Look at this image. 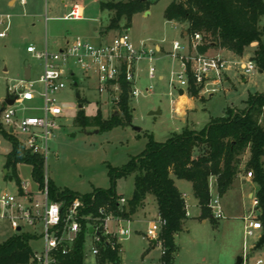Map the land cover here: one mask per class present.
<instances>
[{"label": "rangeland", "instance_id": "rangeland-1", "mask_svg": "<svg viewBox=\"0 0 264 264\" xmlns=\"http://www.w3.org/2000/svg\"><path fill=\"white\" fill-rule=\"evenodd\" d=\"M77 1L84 7L80 22L62 20L69 12L71 0H26L23 6L16 0L13 7L8 6V0H0V15L11 16L10 29L6 37L0 39V110L7 108L4 103L6 98H13L14 91L24 87L33 91L34 99L31 102L12 104L11 107L16 111V119L41 116L42 85L38 79L43 73V63L27 53L26 47L31 44L37 50H43L46 43L48 50L54 52L65 38L73 40L77 37L96 43L99 31L107 32L110 19L114 15L112 11H101L100 2L115 3L127 0ZM171 1L146 0V15L144 12L133 15L129 25L122 18L117 25L118 28L110 30L111 34L127 31L136 50L153 53L150 63L145 58L136 64V86L141 95L132 99L128 94L131 112L129 126L100 133L95 132L97 130L93 128L82 130L74 126L73 121L79 110L87 116H93L98 110L103 118L118 113L116 106L118 100L114 99V93L110 91L106 96L98 95L94 91L95 81H82L78 70L74 71L77 86L68 83L64 90L54 94L56 104L63 110L64 116L58 120L59 128L49 141V153L44 157L43 177L55 188L69 189L78 195L89 194L94 189H108L110 167L121 168L132 157L138 156L146 147L149 137L159 143L165 142L169 136L184 128H181L182 122L171 109V101L175 95H169L170 73L177 71L178 64L168 53L171 51L172 42L186 44V40L181 36V27L174 26L164 17V11ZM259 25L260 27L264 25V17L260 18ZM94 28L97 29L96 32L93 31ZM155 45L161 48L159 52L154 50ZM218 50L217 47L211 48L206 54L211 57L219 56ZM253 53V47L246 49L237 60L239 63L231 66L230 80L223 81L215 94L212 96L197 94L194 98L198 111L188 119L194 123L196 130L202 129L210 118L224 116L227 110L241 112L245 109V102L250 95L264 93V71L260 72L256 68L252 74L243 76L240 69L241 63L251 59ZM150 66L155 69L153 79L147 76ZM27 67L31 68V77L25 81L24 71ZM158 76L162 79H158ZM145 89H149V92L146 93ZM76 93L80 94L79 100L76 99ZM78 104L82 105L81 109H78ZM158 110V115L149 114ZM185 112L189 113L188 110ZM186 114L182 118H185ZM262 119L261 117L260 120ZM133 127L139 128L140 132L135 131ZM1 129L6 132L1 124L0 114ZM13 137L23 138L16 132ZM10 150V143L0 137V197L4 194L17 195L19 192L16 179L4 177V172L7 173L4 168L5 160ZM249 157L250 153L246 151L239 158V173L236 179L240 182H246L244 178H249L248 173H251L247 168ZM262 161L264 168V158ZM16 169L20 187L25 184L27 192L35 200H41L40 189L31 176V167L20 163ZM8 175H11L10 170ZM133 177L130 175L116 180L115 191L117 195L125 198L126 202L133 192ZM236 179L222 196H218L213 185L210 186L211 204L217 198L222 210V217L215 219V223L208 219L206 223L199 221L196 217L198 211L192 207L193 197L189 195L190 183L176 179L177 188L185 193L191 217L185 221L184 227L188 230L183 228L175 236L177 250L174 264H236L237 259L243 258V255L247 256V264H254L257 259H261L264 264V243L254 248L258 241L255 235L244 240L245 218L242 217L249 214L251 205L250 200L242 199ZM248 183L258 189L252 177ZM145 202V208L143 210L138 208L137 214L129 218L131 220L134 216L129 224L131 235L120 243V264L158 263L159 247L150 246V239L143 236L149 222L157 219L153 196L147 195ZM123 206L126 207L127 204L124 203ZM214 212L215 208L212 210V213ZM253 213L256 217L259 210ZM25 232L31 230L25 228ZM14 234L19 233L13 232L7 220L0 219V243ZM30 247L33 251H39L42 243L31 241Z\"/></svg>", "mask_w": 264, "mask_h": 264}, {"label": "trees", "instance_id": "trees-1", "mask_svg": "<svg viewBox=\"0 0 264 264\" xmlns=\"http://www.w3.org/2000/svg\"><path fill=\"white\" fill-rule=\"evenodd\" d=\"M100 9L114 12L107 28L110 31L118 28L122 18L129 25L133 15L147 11V2H100ZM164 17L166 21L185 24L188 38L195 33L200 34L202 41L197 46V52L201 54L217 47L241 57L247 48L256 43L251 59L260 72L264 71V25H259L260 18L264 17L263 0H172L164 11ZM128 91L129 86L121 82L116 104L117 114L103 118L98 110L93 116H87L79 110L73 121L74 126L82 130L93 128L99 133L129 126L131 112ZM198 92L199 88L191 82L189 97L195 98ZM245 105L241 112L227 110L224 116L211 118L200 130L184 127L180 132L169 136L165 142L159 143L149 137L146 147L138 156L132 157L121 168L108 169V189H94L89 194L78 195L69 189H57L48 182L49 197L66 204L75 198L81 199L85 204L81 210L83 215L96 216L98 210L102 209L105 214L129 219L144 204L147 195H152L158 216L165 220L159 233V240L165 251L160 260L163 264H173V254L177 250L175 236L182 231L187 219L183 195L174 185L173 178L191 184L192 195L200 208L198 219H208L215 223L210 208L209 181L211 178L215 179L218 196L225 194L239 173L240 156L249 151L247 168L258 187L257 219L264 232V93L250 95ZM0 137L11 145L4 165L7 170L5 179L15 178L21 192L16 166L20 163L27 164L31 167L33 181L42 190L43 157L23 149L11 134L2 129ZM130 175L134 176L133 192L126 202L127 206L119 208L118 201L123 197L115 191L116 180ZM84 224L63 264H84L87 237ZM36 239L29 232H21L0 243V264H28L32 254L30 242ZM104 258L120 264L117 249H106L103 252Z\"/></svg>", "mask_w": 264, "mask_h": 264}, {"label": "built area", "instance_id": "built-area-1", "mask_svg": "<svg viewBox=\"0 0 264 264\" xmlns=\"http://www.w3.org/2000/svg\"><path fill=\"white\" fill-rule=\"evenodd\" d=\"M24 5L23 0L19 1ZM83 5L77 0H72L69 12L62 18L65 21H78L83 18ZM11 26V16L0 15V39L6 37ZM202 37L195 33L187 37L186 44L178 41L172 42L171 51L168 53L173 61L178 64V69L170 73L169 88L170 96L176 98L188 96L191 82L199 88L198 94L212 96L225 80L229 71V61L222 57H211L206 53L197 52V46L201 44ZM26 52L43 63V73L38 82L42 85L40 96L43 100L41 116L16 119V111L6 105L1 111V124L8 134L14 136L18 133L23 136L15 138L23 149L31 154L46 157L49 153V141L53 139L54 132L59 128L58 120L63 118V110L56 104L54 94L64 90L68 83L75 86L76 76L74 71L81 73V80L95 81V93L106 96L112 92L114 99L120 95V83L125 82L129 86L128 94L133 99L141 95L136 86V64L142 59L152 61L153 53L136 50L131 43L127 31H121L109 42L91 43L81 38H75L66 42L63 48L56 52H50L45 44L43 50H37L33 45L26 47ZM157 52V51H156ZM242 75L252 74L257 68L252 59H247L240 65ZM149 79L155 76V69L150 66L147 71ZM158 79H161L160 77ZM151 90V88H150ZM146 93L149 89L144 90ZM182 91L180 94L179 92ZM12 98L14 103L31 102L34 93L29 88L15 90ZM13 103V104H14ZM172 111L178 113L174 102ZM248 177H252L248 173ZM48 181L44 180L41 200H35L27 192L25 184L17 195L4 194L0 197V219L7 220L15 233L25 232L29 228L30 234L37 237L34 241H41L42 248L33 251L28 264H63L66 256L72 251L73 246L82 231L83 223L87 230L85 241L84 264H114L107 258L103 259L106 249L120 251L121 241L131 235L129 228L130 220L105 214L102 209L98 215H83L81 210L85 207L84 202L75 198L69 204L63 201H53L48 194ZM126 203L125 198L118 201L119 208ZM257 208L258 200L252 201ZM210 208L215 219L222 217L218 199L210 203ZM165 220L157 217L150 221L144 236L150 239V244L158 246L160 257L157 264H163L160 260L165 251L159 240V233ZM92 229V233H90ZM244 240L253 237L256 231L262 230L260 221L247 217L244 219ZM90 242V245H88ZM175 253L173 254V256ZM242 264H247V256L243 255ZM258 260L255 264H261Z\"/></svg>", "mask_w": 264, "mask_h": 264}, {"label": "crops", "instance_id": "crops-1", "mask_svg": "<svg viewBox=\"0 0 264 264\" xmlns=\"http://www.w3.org/2000/svg\"><path fill=\"white\" fill-rule=\"evenodd\" d=\"M20 0H18V2H19ZM15 2H16V0H8V6L9 7H13L14 5H15ZM23 2L26 4V0H23ZM12 3V5H10ZM20 4V3H19ZM24 4V5H25ZM71 5H72V0H71V4H70V6H69V10H70V8H71ZM23 6V5H22ZM83 12H84V7L82 8V15H83ZM147 13H145L144 12V15H146ZM80 21H82V19L81 20H78V22H80ZM170 23H172V24H174V26H179V27H181V36L186 40V42H187V33H186V25L185 24H179V23H176V22H170ZM93 31L94 32H96L97 31V29H93ZM118 34V33H117ZM115 35H116V33L114 34V33H110V31H107V32H103V33H100V31H99V39L98 40H96L97 42L96 43H103V42H109V41H111L114 37H115ZM71 39H68V38H65L64 40H63V42L58 46V48L54 51V52H56L57 50H60L61 48H63L64 47V45L66 44V42H68V41H70ZM24 42H26V40H24ZM46 44V43H45ZM29 45H31V44H29ZM47 45V44H46ZM45 47V46H44ZM251 47H253L254 49H255V47H256V43H253L249 48H251ZM160 47L158 46V45H155L154 46V50L155 51H157V52H159L160 51ZM207 53V52H206ZM218 57H222V58H224V59H226V60H228L229 61V71L226 73V76H225V80H224V82L225 81H229L230 79H229V72H231V66H233V65H235V64H238L239 62L237 61L240 57L239 56H235V55H233V54H231L230 52H227V51H225V50H222V49H219L218 50ZM29 68V71H30V77H31V68L30 67H28ZM161 78L162 79V77L161 76H158V78ZM30 79V78H29ZM173 102H174V107H176L177 108V110H178V113H176V116H177V118L182 122V127L181 128H183V127H186V126H189L191 129H195V125H194V123L193 122H190L189 121V117L190 116H193L194 115V113L195 112H197L198 111V109L195 107V104H194V101H196L194 98H191V97H189V96H181L180 98H176V97H174V99L172 100ZM172 107H171V109H173V105H171ZM188 110V114H186V112L185 111H187ZM159 111V110H158ZM173 113H174V111H173ZM186 114V117L185 118H182L183 117V115H185ZM224 114V113H223ZM211 119V118H210ZM190 122V123H189ZM208 123V122H207ZM206 123V124H207ZM205 124V125H206ZM6 175V174H5ZM250 178L251 177H249V178H244L245 180H246V182H240V181H238L237 179V186L239 187V189H240V191H241V195H242V199L243 198H245V199H247V200H250V205H251V208L249 209L250 211H249V214L247 215V216H243L242 217V219H244V218H247V217H253V218H257L258 217V215L256 216V217H254L253 216V212L254 211H258V209L256 208V207H254L253 206V203H252V201H253V199L255 198V193H256V191H257V188L255 187V186H250L249 185V180H250ZM243 179V178H242ZM173 181H174V185L176 186V188H177V181H176V179H174L173 178ZM235 183V181L233 182V184ZM209 185L210 186H214L215 187V179L214 178H211L210 179V181H209ZM254 188H256V189H254ZM178 189V188H177ZM215 189H216V187H215ZM179 190V189H178ZM180 191V190H179ZM181 193H182V191H180ZM182 195H183V198H184V202H185V209H186V216H187V219H189L190 217H191V215L189 214V207L187 206V203H186V197H185V193H182ZM189 195H190V197H193V195H192V188H191V184H190V191H189ZM155 202V201H154ZM145 201H144V204L140 207V208H142V210L145 208ZM193 204H192V207L195 209V210H197L198 211V215L196 216V217H198L199 218V216H200V208H199V206H198V204H197V201H196V199L193 197V202H192ZM211 203V202H210ZM155 208H156V213H157V207H156V203H155ZM257 209V210H256ZM211 211H212V209H211ZM222 211V210H221ZM137 214V211H136V213L134 214V216ZM134 216L132 217V219L131 220H133V218H134ZM157 217H158V213H157ZM156 217V218H157ZM130 220V219H129ZM130 220V221H131ZM199 221H201L202 223H206L208 220L207 219H203V220H201V219H199ZM184 226H185V223H184ZM184 230H188V228H185L184 227ZM264 232H263V230H260V231H256V233H255V236L257 237V240L259 239V237H260V235L261 234H263ZM143 236H144V234H143ZM258 242V241H257ZM174 243H175V241H174ZM150 246H153V245H151L150 244ZM256 246V245H255ZM255 246H254V248H255ZM147 252H148V250H147ZM146 253V252H145ZM175 255H176V253H175ZM175 255H174V257H175ZM159 260V259H158ZM258 260H260L261 261V259H257L256 261H255V263L258 261ZM243 261V260H242ZM254 263V264H255ZM174 264V263H173ZM242 264V263H241ZM262 264V263H261Z\"/></svg>", "mask_w": 264, "mask_h": 264}, {"label": "water", "instance_id": "water-1", "mask_svg": "<svg viewBox=\"0 0 264 264\" xmlns=\"http://www.w3.org/2000/svg\"><path fill=\"white\" fill-rule=\"evenodd\" d=\"M141 2H144V1H146V0H140ZM145 13H147V11H145ZM29 78H30V71H29V68L27 67L26 69H25V71H24V80L25 81H28L29 80ZM180 94L182 93V91H180L179 92ZM76 99L77 100H79L80 99V94L79 93H76ZM14 100H12V99H9V98H6L5 100H4V103L6 104V105H8V106H11L14 102H13ZM78 109H81L82 108V105L81 104H78ZM1 111L2 110H0V114H1ZM150 115H158L159 114V111H156V112H150L149 113ZM133 129L135 130V131H137V132H140V129L139 128H137V127H133ZM95 132H98V131H95ZM6 174V171L4 172V175ZM92 229H90V233H92ZM264 243V233L263 234H261L260 235V237H259V239H258V242H257V244H256V246H255V248H258L261 244H263ZM242 263V258H238L237 259V262H236V264H241Z\"/></svg>", "mask_w": 264, "mask_h": 264}]
</instances>
